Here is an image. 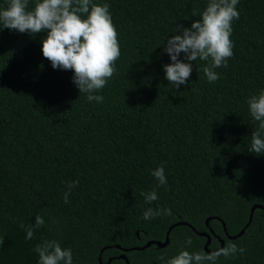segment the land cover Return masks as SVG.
Segmentation results:
<instances>
[{
  "label": "trees",
  "instance_id": "obj_1",
  "mask_svg": "<svg viewBox=\"0 0 264 264\" xmlns=\"http://www.w3.org/2000/svg\"><path fill=\"white\" fill-rule=\"evenodd\" d=\"M9 2L0 0V10ZM208 2L92 0L109 5L121 51L116 73L94 93L102 103L87 101L73 71L43 57L46 32L0 30V264H39L42 239L70 249L73 264H124L122 254L127 264H165L181 251H203L198 233L208 235L210 251L218 240L245 249L216 264H264V211L255 209L243 233L227 239L243 229L251 206L264 207V152L249 151L252 132L264 138V130L247 105L264 90V0H239L233 55L215 69L217 81L203 73L210 61H193L178 89L163 71L166 38L179 34L177 24L200 20ZM161 166L167 183L158 187L151 173ZM152 190L158 199L148 204L141 193ZM148 208L172 214L144 220ZM37 215L45 223L26 240L20 224ZM177 223L185 225L170 229L164 247L121 251L163 242Z\"/></svg>",
  "mask_w": 264,
  "mask_h": 264
},
{
  "label": "clouds",
  "instance_id": "obj_2",
  "mask_svg": "<svg viewBox=\"0 0 264 264\" xmlns=\"http://www.w3.org/2000/svg\"><path fill=\"white\" fill-rule=\"evenodd\" d=\"M238 3L239 0H209L200 20L194 21L189 28L177 24L172 32L179 34L166 38L163 50L170 63L164 66L163 71L168 84L174 89L185 85L193 70L192 62L197 59L210 61L203 68L209 83L220 78L215 69L226 68L228 59L233 55L230 37L232 22L239 19ZM28 5L29 0H10L8 7L0 10V30H16L31 35L46 32L41 47L43 57L53 69L72 70V82L80 93L86 94L87 101L102 103L104 97L94 93L102 90L116 73L115 62L121 55L109 5L93 4L92 0H36L31 11L27 10ZM181 53L184 54L182 60L179 59ZM247 105L251 117L260 122L259 128L264 130V90L251 96ZM249 151L257 154L264 152V138H261L260 131L252 132ZM151 175L158 181V187L166 185L162 166ZM78 183L75 180L66 185L62 197L64 203H70L69 195ZM141 195L148 204L158 199L155 190L142 192ZM171 214L167 208H148L143 213V219ZM44 223L40 215L35 217L33 225L21 223L20 227L26 231L25 239L31 240L35 230ZM185 243L191 246V238H187ZM2 244L3 239H0V246ZM34 251L39 256V264H73L71 250L62 248L56 240L42 239ZM237 253L242 255L245 249L230 242L208 254L204 251H181L166 260L165 264H216L219 257H232ZM159 259L164 260V257Z\"/></svg>",
  "mask_w": 264,
  "mask_h": 264
},
{
  "label": "water",
  "instance_id": "obj_3",
  "mask_svg": "<svg viewBox=\"0 0 264 264\" xmlns=\"http://www.w3.org/2000/svg\"><path fill=\"white\" fill-rule=\"evenodd\" d=\"M255 209H259V210L264 211V207H262V206H259V205H253V206H251L250 209H249V214H248V220H247V223L245 224V226L243 227V229H241V230H240L236 235H234V236H227V239H234V238H236V237H239V236L243 233L244 228H246V227L248 226V224L250 223L251 216H252V212H253ZM214 219L217 220V221H219L218 218H214ZM209 220H210V218H207V219H205V221H204V224H205L206 227H207V223H208ZM220 223H221V225H222L223 232L225 233L224 224H223L222 222H220ZM177 225H185V224H184V223H177V224H173V225H171V226L167 229V231H166V233H165V238H164V241H163V242L149 241V242L145 243V244H144L142 247H140V248H136V247H135V248H132V249H122L121 251H122V252H128V251H131V250H142L143 248H146V247H148V246H150V245H154V246H156V247H158V248H162V247H164V246L167 244V242H168V238H167V236H168V232L170 231V229H171L172 227L177 226ZM198 235H199V236H202V237H204V238L206 239V241H205V243H204V245H203V251H204L205 253H210V252L214 251V250L210 251V250L207 249V246L209 245V241H210L208 235H206V234H204V233H198ZM218 241H219V246H218L217 249L221 248L222 245H223L222 240H218ZM116 248L118 249V247H116ZM217 249H215V250H217ZM118 259L123 260V261H124V264H127V261H126V259H125V257H124L123 254L120 255V256H118ZM97 260H99V257L97 258ZM108 262H109V260H108L105 264H108Z\"/></svg>",
  "mask_w": 264,
  "mask_h": 264
}]
</instances>
